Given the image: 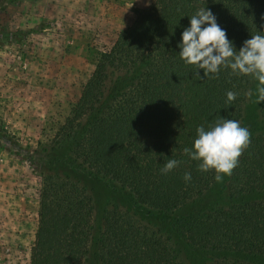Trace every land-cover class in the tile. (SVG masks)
Wrapping results in <instances>:
<instances>
[{"label":"trees","instance_id":"1","mask_svg":"<svg viewBox=\"0 0 264 264\" xmlns=\"http://www.w3.org/2000/svg\"><path fill=\"white\" fill-rule=\"evenodd\" d=\"M200 9L214 14L236 50L252 35H264V0H154L140 10L101 53L55 135L52 148H62L66 155L33 163L42 188L30 264H92L95 253L99 264H179L165 238L142 232L134 214H121L120 206L100 208L86 182L94 178L127 188L147 210L163 213L196 202L217 183L215 171H200V161L183 149L192 148L200 125L207 128L224 118L245 127V104L259 82L223 65L205 76L203 69L181 59V34ZM228 91L237 94L232 102ZM258 104L264 119V101ZM252 125L256 132L250 144L219 184L231 199L227 208L217 204L182 223L184 237L204 250L264 257V198L235 197L264 191V131ZM6 133L2 130L0 139L6 140ZM169 159L180 164L163 174ZM186 172L191 173L187 182ZM208 264L221 263L212 258Z\"/></svg>","mask_w":264,"mask_h":264},{"label":"rangeland","instance_id":"2","mask_svg":"<svg viewBox=\"0 0 264 264\" xmlns=\"http://www.w3.org/2000/svg\"><path fill=\"white\" fill-rule=\"evenodd\" d=\"M153 1L0 0V132L5 130L8 136L0 139V264H30L42 188L33 163L66 155L51 143L80 99L101 53ZM256 100L257 91L245 104L249 117L245 127L251 135L256 132L250 130L252 124L264 131L263 110ZM86 183L100 208L120 206L121 214L126 210L134 214L142 232L165 238L179 264H208L212 258L221 264H264V257L240 250H204L184 237L181 226L190 215L201 217L205 209L227 208L231 202L220 192V182L196 202L164 213L147 210L127 188H112L94 178ZM235 197L264 198V191ZM92 264H99L96 253Z\"/></svg>","mask_w":264,"mask_h":264},{"label":"clouds","instance_id":"3","mask_svg":"<svg viewBox=\"0 0 264 264\" xmlns=\"http://www.w3.org/2000/svg\"><path fill=\"white\" fill-rule=\"evenodd\" d=\"M181 36L179 55L187 64L203 69L205 76L218 73L222 65L231 68L233 73L251 75L259 82L256 102L264 101V35H252L236 50L214 14L200 9L190 17V27L185 28ZM247 95L250 97L252 94L249 92ZM236 96V93L228 91V102L234 101ZM196 133L192 148L185 147L183 154L200 161V171L214 170L215 180L222 182L223 176H230L238 165V158L250 144L251 133L239 121L224 118L207 128L198 126ZM179 164L180 161L169 159L161 172L167 174ZM184 180L190 181L191 173L186 172Z\"/></svg>","mask_w":264,"mask_h":264}]
</instances>
